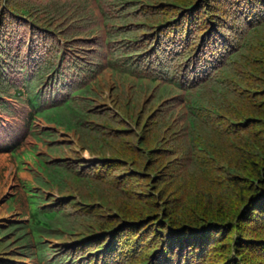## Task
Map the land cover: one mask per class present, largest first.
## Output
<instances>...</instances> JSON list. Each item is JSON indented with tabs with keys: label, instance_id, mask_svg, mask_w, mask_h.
Segmentation results:
<instances>
[{
	"label": "trees",
	"instance_id": "1",
	"mask_svg": "<svg viewBox=\"0 0 264 264\" xmlns=\"http://www.w3.org/2000/svg\"><path fill=\"white\" fill-rule=\"evenodd\" d=\"M1 157L0 264H264V0H0Z\"/></svg>",
	"mask_w": 264,
	"mask_h": 264
},
{
	"label": "rangeland",
	"instance_id": "2",
	"mask_svg": "<svg viewBox=\"0 0 264 264\" xmlns=\"http://www.w3.org/2000/svg\"><path fill=\"white\" fill-rule=\"evenodd\" d=\"M106 100H108V97H106ZM109 103V102H108ZM82 157L83 159L87 160V159H90L91 156L89 155V153L87 151H84L83 154H82ZM92 158H97L99 159L98 157H92ZM5 164V158L1 157L0 158V167L3 166ZM8 172H11L12 171V166H9L8 169H7ZM6 194L3 195V197H5ZM2 199V198H1ZM0 199V201H1Z\"/></svg>",
	"mask_w": 264,
	"mask_h": 264
},
{
	"label": "clouds",
	"instance_id": "3",
	"mask_svg": "<svg viewBox=\"0 0 264 264\" xmlns=\"http://www.w3.org/2000/svg\"><path fill=\"white\" fill-rule=\"evenodd\" d=\"M59 198H62V199H63V198H67V197H62V196H59Z\"/></svg>",
	"mask_w": 264,
	"mask_h": 264
}]
</instances>
